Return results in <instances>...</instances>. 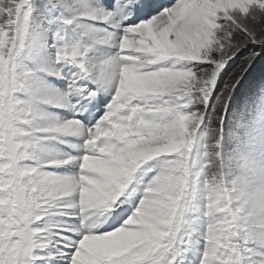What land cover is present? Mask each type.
<instances>
[{"label":"snow or ice","instance_id":"obj_1","mask_svg":"<svg viewBox=\"0 0 264 264\" xmlns=\"http://www.w3.org/2000/svg\"><path fill=\"white\" fill-rule=\"evenodd\" d=\"M0 264H264V0H0Z\"/></svg>","mask_w":264,"mask_h":264}]
</instances>
